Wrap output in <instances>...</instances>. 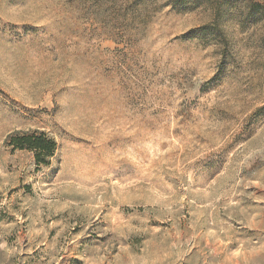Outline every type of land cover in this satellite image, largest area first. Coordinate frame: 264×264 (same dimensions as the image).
I'll list each match as a JSON object with an SVG mask.
<instances>
[{"label": "rangeland", "instance_id": "1", "mask_svg": "<svg viewBox=\"0 0 264 264\" xmlns=\"http://www.w3.org/2000/svg\"><path fill=\"white\" fill-rule=\"evenodd\" d=\"M0 264H264V0H0Z\"/></svg>", "mask_w": 264, "mask_h": 264}, {"label": "trees", "instance_id": "2", "mask_svg": "<svg viewBox=\"0 0 264 264\" xmlns=\"http://www.w3.org/2000/svg\"><path fill=\"white\" fill-rule=\"evenodd\" d=\"M8 144L14 150L32 152L36 166L48 165L56 150V143L45 133L14 134L8 137Z\"/></svg>", "mask_w": 264, "mask_h": 264}]
</instances>
